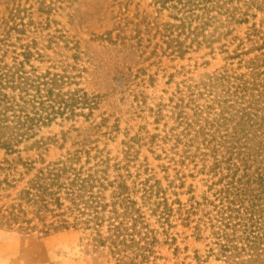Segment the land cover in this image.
<instances>
[{
    "label": "trees",
    "instance_id": "obj_1",
    "mask_svg": "<svg viewBox=\"0 0 264 264\" xmlns=\"http://www.w3.org/2000/svg\"><path fill=\"white\" fill-rule=\"evenodd\" d=\"M148 6L172 54L205 49L224 65L164 90L147 108L162 134L142 127L117 155L109 148L116 130L91 120L98 97L0 34V227L73 231L115 264H159L158 249L184 235L179 226L205 242L203 254L180 264H264V0ZM144 147L164 160L163 176L141 159ZM197 175L208 176L207 194L183 202ZM181 251L187 246H174Z\"/></svg>",
    "mask_w": 264,
    "mask_h": 264
},
{
    "label": "rangeland",
    "instance_id": "obj_2",
    "mask_svg": "<svg viewBox=\"0 0 264 264\" xmlns=\"http://www.w3.org/2000/svg\"><path fill=\"white\" fill-rule=\"evenodd\" d=\"M148 4L149 0H0L2 38L9 39L16 48L29 45L33 52L39 50L53 64L75 76L80 88L98 97V108L91 120L99 123L105 119L116 130L115 138L109 142L114 155L142 127L150 134H162L161 125L160 130H155L147 108L164 90L170 92L175 84L224 65L221 55L212 58L205 49L190 52L183 59L172 54L167 40L154 31ZM59 129L55 126L53 132ZM140 151L141 159L147 157L158 176H163L158 166L164 160H157L147 147ZM153 151L160 154L159 149ZM59 153L51 150V155ZM207 178H187L183 191L192 184L194 192L183 194L181 200L186 202L193 195L201 201L210 184L203 181ZM176 232L184 235L177 237L175 245L158 249L164 258L159 264L189 262L184 257L192 256L193 250L204 253V241H194L191 233L179 226ZM174 246H187L188 251L174 255ZM0 264L115 263L106 250H91L73 231L20 233L0 227Z\"/></svg>",
    "mask_w": 264,
    "mask_h": 264
}]
</instances>
